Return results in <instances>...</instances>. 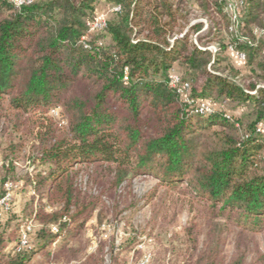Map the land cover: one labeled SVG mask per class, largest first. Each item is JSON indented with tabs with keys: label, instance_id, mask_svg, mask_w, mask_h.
<instances>
[{
	"label": "trees",
	"instance_id": "1",
	"mask_svg": "<svg viewBox=\"0 0 264 264\" xmlns=\"http://www.w3.org/2000/svg\"><path fill=\"white\" fill-rule=\"evenodd\" d=\"M99 1L0 0V103L18 113L60 107L68 119L61 136L40 133L45 170L35 179L64 207L38 213L45 224L32 252H6L17 228L10 236L0 230V264L76 255L70 237L85 212L70 213L77 204L70 167L82 160L114 163L117 185L141 173L183 183L220 213L264 227V39L254 30H264V0H246L240 36L219 0L194 2L208 19L205 36L202 22L186 29L194 11L187 0H105L120 9L94 30ZM231 46L245 54L246 73L229 61ZM177 65L190 85L184 93L171 82ZM202 101L214 112H201ZM50 223L64 235L55 249ZM220 252L205 249L195 264H226Z\"/></svg>",
	"mask_w": 264,
	"mask_h": 264
},
{
	"label": "rangeland",
	"instance_id": "2",
	"mask_svg": "<svg viewBox=\"0 0 264 264\" xmlns=\"http://www.w3.org/2000/svg\"><path fill=\"white\" fill-rule=\"evenodd\" d=\"M187 1L192 2L194 11L186 29L202 22L200 35L205 36L208 19L198 12L196 0ZM219 2L232 26V7L240 11L242 20L246 0ZM116 6L100 0L92 28L97 29V22L112 19ZM237 29L232 31L236 33ZM192 38L197 40L198 34ZM208 47L213 52L218 50L215 42ZM227 54L231 63L247 72L245 58L231 47ZM181 72L180 65L173 70L175 75ZM230 107L227 106L231 113L241 115L239 109ZM46 128L56 137L68 130L62 108L18 113L7 100L0 103V230L10 236L12 229L17 228L6 252L37 249L39 231L45 224L38 213L61 211L64 207L63 201L50 199L48 185L39 188L35 182L45 170L40 159V133ZM70 172L78 204L72 206L70 213L85 212L74 223L79 227L70 237L71 247L77 251L76 255L71 253L73 258L64 255L49 264H114V258L121 264H195L205 249L216 246L226 264H233L242 256L243 264H264V227L244 224L237 213H220L183 183H167L153 174L141 173L130 174L117 185L114 163L104 160L78 161ZM61 222H70V217L64 215ZM48 228L56 234L52 245L55 249L64 238L59 235L63 231L59 223H50Z\"/></svg>",
	"mask_w": 264,
	"mask_h": 264
},
{
	"label": "built area",
	"instance_id": "3",
	"mask_svg": "<svg viewBox=\"0 0 264 264\" xmlns=\"http://www.w3.org/2000/svg\"><path fill=\"white\" fill-rule=\"evenodd\" d=\"M18 5L24 3V2H31V0H14ZM120 6H116L115 10H119ZM232 12H233V28L234 27H239V25H241V13L240 11H238V9L236 7H232ZM106 25V22H97L95 24L96 28H103ZM236 32H238V30H236ZM256 35L258 37H263L264 38V30H259L255 32ZM232 50H235L232 46H231ZM236 51V50H235ZM237 53L242 57L245 58V54L242 52L237 51ZM172 84L178 88V91L181 93L186 92L190 85L188 82H185L182 80L181 76L172 74V80H171ZM199 110L203 113H212L214 112V108L212 106H210L206 101H202L200 104V108ZM261 130L264 131V125L260 128Z\"/></svg>",
	"mask_w": 264,
	"mask_h": 264
},
{
	"label": "water",
	"instance_id": "4",
	"mask_svg": "<svg viewBox=\"0 0 264 264\" xmlns=\"http://www.w3.org/2000/svg\"><path fill=\"white\" fill-rule=\"evenodd\" d=\"M171 41H172V43H173V42L175 41V38H173Z\"/></svg>",
	"mask_w": 264,
	"mask_h": 264
},
{
	"label": "crops",
	"instance_id": "5",
	"mask_svg": "<svg viewBox=\"0 0 264 264\" xmlns=\"http://www.w3.org/2000/svg\"><path fill=\"white\" fill-rule=\"evenodd\" d=\"M103 2V1H102Z\"/></svg>",
	"mask_w": 264,
	"mask_h": 264
}]
</instances>
